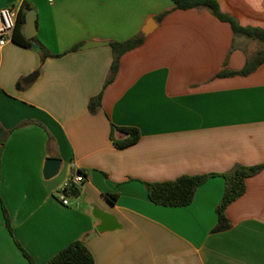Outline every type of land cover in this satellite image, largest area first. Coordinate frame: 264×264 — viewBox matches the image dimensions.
Segmentation results:
<instances>
[{"label":"crops","instance_id":"crops-1","mask_svg":"<svg viewBox=\"0 0 264 264\" xmlns=\"http://www.w3.org/2000/svg\"><path fill=\"white\" fill-rule=\"evenodd\" d=\"M217 2L241 26L264 29V0ZM172 5L0 0L22 15L24 39L56 55L41 60L37 47L11 40L0 46V264H29L15 241L46 264L78 239L95 264H264V167L226 207L230 227L212 231L225 187L220 174L264 162V62L248 75H216L241 70L262 46L234 36L206 9ZM140 34L104 86L109 43ZM112 125L136 128L139 139L114 147ZM47 158L61 161L49 179ZM78 171L84 181L63 206L56 192ZM200 174L215 175L186 206L147 197L146 183ZM95 211L111 215L114 227L98 231Z\"/></svg>","mask_w":264,"mask_h":264},{"label":"trees","instance_id":"trees-1","mask_svg":"<svg viewBox=\"0 0 264 264\" xmlns=\"http://www.w3.org/2000/svg\"><path fill=\"white\" fill-rule=\"evenodd\" d=\"M173 9H188V8H202L210 11L219 20L226 21L230 24L234 36H242L250 40L257 41L262 48L257 50L250 56L239 71L222 70L217 73V77H224L230 75H248L254 71L260 64L264 62V29L252 26H241L238 21L229 14L223 13L217 0H171ZM23 22L22 15L18 12L13 28L11 41L19 46L30 48L37 47L40 52L41 60L47 57H54L42 45L33 43L31 40H26L20 34L19 29ZM143 40L140 34L132 39L124 42H110L109 45L112 50V62L109 68L108 76L104 82V86L109 84L118 68V61L123 53L136 47ZM78 46H74L72 50ZM16 88L20 89L22 86L19 82L16 83ZM101 94L90 99L88 103V110L95 113L100 107ZM113 129H117L126 136L122 139H116L113 135ZM139 131L133 127H115L112 125L111 141L114 147L123 148L135 143L139 139ZM264 167V162L253 166L235 165L232 169L220 174L225 180L224 193L220 203L216 207L217 222L212 231H223L230 227V222L225 216L226 207L241 196L245 189V179L255 175ZM215 174H200V175H182L171 181L146 183V191L148 199L154 203L163 206H186L194 196L196 189L204 183L209 177ZM78 192V189H76ZM109 201H114L116 196L109 194L106 196ZM3 216L6 227L11 233L10 220L6 210L2 207ZM18 248L21 250L23 256L28 260L29 264H35L33 259L21 248L19 243L15 241ZM46 264H95L91 253L86 248L82 240H75L69 243L64 248L60 249Z\"/></svg>","mask_w":264,"mask_h":264},{"label":"built area","instance_id":"built-area-1","mask_svg":"<svg viewBox=\"0 0 264 264\" xmlns=\"http://www.w3.org/2000/svg\"><path fill=\"white\" fill-rule=\"evenodd\" d=\"M52 1V0H48ZM17 9L14 6L0 8V46H3L11 40ZM84 181V175L81 172L72 174L68 182H66L58 191L57 198L63 206L69 204V197L76 195L80 184Z\"/></svg>","mask_w":264,"mask_h":264},{"label":"water","instance_id":"water-1","mask_svg":"<svg viewBox=\"0 0 264 264\" xmlns=\"http://www.w3.org/2000/svg\"><path fill=\"white\" fill-rule=\"evenodd\" d=\"M148 31L144 30L143 33L146 34ZM37 73L34 72L30 74L26 79L25 82H30L36 77ZM61 166V161L56 158H47L44 162V167H43V177L45 179H49L53 177L60 169ZM94 215L101 221V225L97 227L98 231H103L107 229H112L114 226H107L109 223H112V216L104 213V212H98L95 211Z\"/></svg>","mask_w":264,"mask_h":264},{"label":"rangeland","instance_id":"rangeland-1","mask_svg":"<svg viewBox=\"0 0 264 264\" xmlns=\"http://www.w3.org/2000/svg\"><path fill=\"white\" fill-rule=\"evenodd\" d=\"M56 196H57V192H56Z\"/></svg>","mask_w":264,"mask_h":264}]
</instances>
